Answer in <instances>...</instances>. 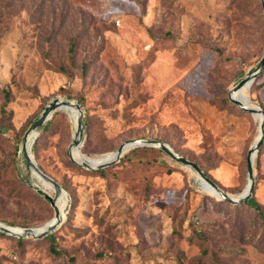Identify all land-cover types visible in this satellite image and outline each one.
Returning <instances> with one entry per match:
<instances>
[{"label":"rangeland","instance_id":"374dc122","mask_svg":"<svg viewBox=\"0 0 264 264\" xmlns=\"http://www.w3.org/2000/svg\"><path fill=\"white\" fill-rule=\"evenodd\" d=\"M0 2V88L11 91L7 113L0 92L1 223L40 228L55 215L39 195L54 190L22 155L26 133L55 100L84 111L89 159L156 140L226 193L244 190L261 122L230 94L264 55L262 0ZM246 94L264 111V71ZM75 131L57 111L31 150L67 198L54 241L0 231V264H211L210 254L215 264H264L253 208L220 202L194 169L156 147L133 148L104 173L88 170L70 159ZM253 171L264 212V144Z\"/></svg>","mask_w":264,"mask_h":264},{"label":"water","instance_id":"95a60500","mask_svg":"<svg viewBox=\"0 0 264 264\" xmlns=\"http://www.w3.org/2000/svg\"><path fill=\"white\" fill-rule=\"evenodd\" d=\"M263 10H264V0H262ZM264 71V55L261 58L260 62L258 63L257 67L254 69V71L247 76L245 79L241 80L232 90V92H237L240 89H242L244 86H252V84L256 81V79L260 76V74ZM232 94V93H231ZM230 94V101L238 106L243 111H246L248 113H251L253 115L260 114L263 116V119L260 124V131L261 135L260 138L254 142L252 147L250 148L248 155H247V174H248V180L250 181V187L248 192L245 195H240L238 198H233L230 194L226 193L224 190H222L220 187H218L201 169L199 165L196 163L188 160L187 158L177 154L169 145L156 141V140H150V139H138V140H131L128 142L123 143L116 151L114 158L110 160H105L96 164H91L88 161H85L84 156L81 158L76 159L73 154L71 153V149L69 151L70 159L76 163L79 166H82L88 170H99L104 169L109 166L114 165L116 162L120 160V158L123 157L125 153L130 151L133 148L136 147H156L161 149L162 151L166 152L169 156H171L173 159H175L178 163H181L187 167H190L194 169L202 178L203 181L211 185L213 188H215L222 196V200L230 203V204H240L247 202L253 194L254 190V160L259 152L260 148L264 144V111L261 108H252L250 106H247L242 100L233 98ZM63 106L66 107H73L79 110L80 112V118L78 120V124L75 131V139L74 144L76 148H78L79 151H81V144L84 137V111L82 110L81 106L79 104H76L73 101L69 100H55L51 105H48L42 112V114L39 116V118L32 124V126L29 128L28 132L25 135L23 144H22V155L24 157L26 166L31 169L34 174L46 185L51 187L55 192V197L51 198L50 196L46 195V199L50 202L51 206L54 209L55 220L52 222L46 223L44 226L40 228H22L23 232L22 234H15L11 232L13 228L11 226H8L4 223L0 222V231L2 233L8 234L10 236H17L19 238H34V239H43L47 237L48 235L52 234L58 226L62 223L65 216H63V213L60 211L57 205V200L59 196L62 194L63 189L62 187L49 175H47L42 169L38 166L36 163L32 152H28L27 149V143L29 141L30 135L32 133L35 134V139L37 138V135L40 131V129L53 117V115L62 109ZM33 141V143H34ZM72 146V147H73ZM71 147V148H72Z\"/></svg>","mask_w":264,"mask_h":264},{"label":"bare ground","instance_id":"6f19581e","mask_svg":"<svg viewBox=\"0 0 264 264\" xmlns=\"http://www.w3.org/2000/svg\"><path fill=\"white\" fill-rule=\"evenodd\" d=\"M250 87H248L247 85L244 86L242 89H240L239 91L237 92H232L231 96L233 98H236V99H240L242 100L247 106H250L252 108H258L254 105H252L250 103V101L248 100L247 98V91L249 90ZM63 111H65L68 116L70 117L71 121L73 122L74 126L77 127V124H78V120L80 118V112L79 110H77L76 108H73V107H66V106H63L62 109ZM257 120L259 119V121L261 122L262 119H263V116L262 115H258V114H255L254 115ZM260 135H261V131L259 132L257 138L255 141H257L259 138H260ZM34 138H35V134L32 133L30 135V138H29V141L27 143V149H28V152L30 153L31 150H32V145H33V141H34ZM71 153L73 154V156L78 159V158H81L82 156H84V159L85 161H88L89 163L91 164H96V163H99V162H102V161H105V160H110L112 158H114L115 156V152H110L108 154H106L105 156H103L102 158H96V159H89L87 158L85 155H83V153L81 151L78 150V148H76L75 146H73L71 148ZM35 175V174H34ZM36 176V175H35ZM34 176V177H35ZM38 180V179H37ZM41 181L39 180V183ZM201 187L202 189L212 195L213 197H215L217 200H222V196L221 194L215 189L213 188L211 185H209L208 183H206L205 181L201 180ZM249 187H250V181L248 180L247 181V184L244 188V190L239 194V195H231L233 198H238L240 195H245L248 190H249ZM44 188V187H43ZM66 197H65V194L62 193L58 200H57V205H58V208L60 209V211L63 213V216H65V210H66ZM55 218L53 217L49 222H52L54 221ZM13 229L10 230L11 232L15 233V234H22L23 230L21 227H15V226H11Z\"/></svg>","mask_w":264,"mask_h":264},{"label":"trees","instance_id":"16d2710c","mask_svg":"<svg viewBox=\"0 0 264 264\" xmlns=\"http://www.w3.org/2000/svg\"><path fill=\"white\" fill-rule=\"evenodd\" d=\"M0 4H1V2H0ZM70 47H71L72 50L74 49V47H73V43H72V42H70ZM0 92H1V95L3 96V99H4V101H3V105H2V112H3V113H7V112H8V111H7V106H8V103L10 102V100H11V91H10V89H8V88H0ZM48 127H49V123L47 124V126H46V128H45V131H47ZM45 131H44V132H45ZM36 146H37V142H35V144H34V150H35ZM71 164L74 165L72 162H71ZM105 170H106V169L101 170V171H98V173H104ZM253 191H254V190H253ZM39 195H43V196L45 197V199H46V195L43 194V193L40 192V191H39ZM46 201H48V200L46 199ZM219 201L221 202L222 200H219ZM48 202H49V201H48ZM49 203H50V202H49ZM241 207L253 208L254 211L257 212V213H256V219H255V220H256V221H257V220H260V221H261V224H262L263 227H264V212H263L262 206H261V205H260L255 199H254V197H251V198H250L247 202H245V203H240L239 205H237V204L232 205V208L235 209V210L238 209V208H241ZM10 225L13 226V225H15V224L10 223ZM2 235H4V234H2ZM199 236H200V238L203 237L201 234H199ZM45 238L54 241V239H53V237L51 236V234L48 235V236L45 237ZM19 240L22 241L23 239H19ZM52 244H53V243H52ZM51 252H52L53 254H55V255H60V251H58V247L55 246L54 244L51 246ZM210 261H211V264H215L214 261H213V255H212V254H210Z\"/></svg>","mask_w":264,"mask_h":264}]
</instances>
